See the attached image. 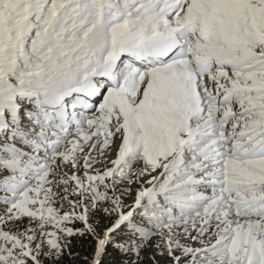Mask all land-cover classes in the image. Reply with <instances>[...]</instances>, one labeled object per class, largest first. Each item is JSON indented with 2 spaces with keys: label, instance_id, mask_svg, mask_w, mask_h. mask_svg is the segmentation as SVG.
<instances>
[{
  "label": "snow or ice",
  "instance_id": "obj_1",
  "mask_svg": "<svg viewBox=\"0 0 264 264\" xmlns=\"http://www.w3.org/2000/svg\"><path fill=\"white\" fill-rule=\"evenodd\" d=\"M145 176L126 211L117 186ZM0 205V264L58 259L61 233L102 264L122 229L124 253L264 264V0H0Z\"/></svg>",
  "mask_w": 264,
  "mask_h": 264
},
{
  "label": "rangeland",
  "instance_id": "obj_2",
  "mask_svg": "<svg viewBox=\"0 0 264 264\" xmlns=\"http://www.w3.org/2000/svg\"><path fill=\"white\" fill-rule=\"evenodd\" d=\"M119 144H120V140L117 137V138H115L113 145L109 149L105 150L103 156H101L99 154V152L94 153V155L96 157V160H97V163L95 164L94 167L96 169L101 170V171H103L106 168L112 167L111 160L116 159V157H117V149L119 147ZM86 151H87V149H86ZM134 167L135 168H142L143 167V162L142 161L137 162L136 164H134ZM63 171L68 172L70 174L72 169L65 168V169H63ZM78 174L82 175L83 174V169H81L80 173H78ZM148 179H150V177L149 176H145L138 183H133L131 185H128L127 182L124 181V182H121L117 186L116 194L121 197L123 204L126 206L125 207L126 211L128 210V206H132L134 204L138 191L141 190L142 188L150 186V185H148L146 183V181ZM70 199H76V197H70ZM104 206L107 207L108 205L105 204ZM55 207H58V208L60 207V201H57V203L55 204ZM3 210H4V206L0 205V212H3ZM67 211H71V208H70V206L68 204V201L65 200V201H63V208L61 209V213L67 212ZM77 211H79V209H77ZM115 217H116L115 215L106 216L103 212H99V211L92 212L90 214V220L92 221L91 224L96 228V233L98 235H100V236L104 233L105 229L110 226V224L112 223V221H113V219ZM136 219L139 221L140 217L137 216ZM26 223H27V221H25V224ZM82 223H81V221L73 220V221L67 223L66 227L73 228L74 230L75 229H83L84 227H81L79 225V224H82ZM214 224H215V221H213V226H214ZM8 227L15 229L17 226L9 224ZM45 230L46 231H53L54 229L51 226H47ZM175 231L177 233H179L180 232V228H176ZM123 232H124V230H122V231H120L118 233L117 239L118 238H120L121 240H125L126 239V237L123 235ZM210 232H211V229H210ZM191 234L193 236H195V235H197V232L193 230ZM60 235L62 236L61 243L68 245L71 236L70 237L64 236L62 233ZM115 237H116V235H113V238H115ZM213 237H215V236H212L211 239H209L208 234H206L203 239H204L206 244H209V243L214 242ZM178 238L181 240L182 243L188 244L191 247H194V248L202 247V245L199 243V241H191L190 239H185L183 237V235H179ZM158 243H160L159 237H155V236L152 237L146 243V245L142 249H140L139 254L142 253V254L145 255L146 258H152L151 260H153V258H155V260H153L154 264H156V263H159V264H172L171 258L168 257L166 251H164L163 255H161L157 251L155 246ZM117 250L120 252V253H118V256H122L123 260H125V261L131 259L132 256H137L135 253H132V252L124 253V252L120 251L119 248H117ZM44 251L45 252L48 251L47 247L44 248ZM143 251H145V252H143ZM42 257H43V255L41 256V258Z\"/></svg>",
  "mask_w": 264,
  "mask_h": 264
},
{
  "label": "trees",
  "instance_id": "obj_3",
  "mask_svg": "<svg viewBox=\"0 0 264 264\" xmlns=\"http://www.w3.org/2000/svg\"><path fill=\"white\" fill-rule=\"evenodd\" d=\"M79 225L83 227L82 224ZM95 248L96 239L90 233L73 235L58 259L43 256L41 261L42 264H90ZM118 253L120 252L114 246V243L109 244L102 258V264H154L152 258H146L145 256L141 259L137 258L135 261L133 259L125 261L122 256H118ZM29 264H31V261H29Z\"/></svg>",
  "mask_w": 264,
  "mask_h": 264
}]
</instances>
